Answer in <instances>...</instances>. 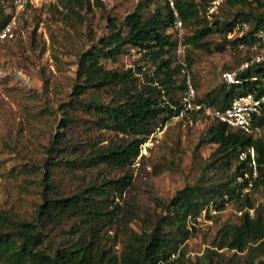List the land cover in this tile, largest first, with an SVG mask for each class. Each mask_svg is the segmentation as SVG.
I'll return each mask as SVG.
<instances>
[{
	"label": "trees",
	"instance_id": "16d2710c",
	"mask_svg": "<svg viewBox=\"0 0 264 264\" xmlns=\"http://www.w3.org/2000/svg\"><path fill=\"white\" fill-rule=\"evenodd\" d=\"M210 1L174 0L173 9L165 0L148 13L154 0H144L121 22L107 14V30L91 37L89 48L78 53L76 83L69 101L60 105L63 117L57 132H52L44 145L39 199L29 213L0 206V253L11 249L12 264H264V202L257 204L254 199V193H264V132L253 136L216 118L201 138L202 144L217 146L201 178L177 190L168 201L156 200L160 210L146 214L141 231L125 223L121 234L119 226L109 234L116 223V199L123 197L133 181L126 168L158 127L186 111L178 96L186 83L176 59L175 10L191 32L184 44L199 104L225 108L239 95L264 93V64L243 70L242 84L222 79L213 91H201L196 70L199 54L238 48L264 29V0H227L208 20ZM15 4L16 0H0V31L15 15L8 12ZM57 5L83 23L96 7L103 8L104 2L57 0ZM244 23L249 25L244 34L229 37ZM213 35H219L220 40H213ZM133 48L143 52L153 69L117 70L103 64V60H116ZM247 58H251L249 52L239 58L238 66ZM230 69L233 67H225ZM91 90L106 92L110 98L105 102L96 95L89 97ZM257 123L264 128V112ZM81 125L87 134V149L63 144L66 132ZM100 130L123 136L101 144L105 139H99ZM248 147L256 151L259 176L252 192L244 193L253 177L248 160L239 156ZM89 168L95 172L82 178L74 189L62 187L78 171ZM210 170L223 175L205 181ZM231 202L242 211L238 221L224 223L215 235L214 248L190 258L185 246L194 227L189 224L204 211L212 218L213 209L221 212ZM0 264L7 263L0 259Z\"/></svg>",
	"mask_w": 264,
	"mask_h": 264
},
{
	"label": "rangeland",
	"instance_id": "374dc122",
	"mask_svg": "<svg viewBox=\"0 0 264 264\" xmlns=\"http://www.w3.org/2000/svg\"><path fill=\"white\" fill-rule=\"evenodd\" d=\"M102 1L104 7H96L83 23L69 17L57 5V0H39L19 9L16 4L13 10L8 8V12L17 15V23L15 37L0 40V206L3 208L25 213L32 211L34 202L39 199V180L46 155L44 145L51 133L57 132L63 117L60 105L69 101L76 83L78 53L89 48L91 37L100 36L107 30V14L121 22L144 0ZM164 4L165 0H154L147 12ZM189 33L190 29L184 27V40ZM212 39L219 41L220 37L213 35ZM187 48L184 44L183 54H178L176 49L178 63L187 59ZM244 55V51L232 47L223 52L199 54L196 70L200 75L201 91H213L222 82L221 73L225 67H237L239 58ZM103 64L117 70L153 69L138 48L116 60H103ZM183 93L178 92L182 100ZM93 95L105 102L110 98L106 92L91 90L88 96ZM195 111L186 109L180 116L158 127L142 146L134 163L126 168L133 181L123 197L116 199L119 208L110 235L117 226L121 234L125 223L141 231L146 214L154 215L160 210L156 200L168 201L177 190L201 178L206 161L217 146L201 143L214 117L204 110L194 114ZM81 126L65 131L63 144H76L81 150L87 149V134L84 125ZM97 133L99 139H105L101 144L123 136L107 130ZM33 164L40 167L32 168ZM94 172L93 168L80 170L63 182L62 187L74 189L82 178H89ZM222 175L210 170L204 179L214 181ZM254 199L257 204L264 202V193H254ZM211 215L213 217L208 218L204 214L189 224L194 228L185 248L193 260L208 248H214L217 231L228 221L237 222L240 210L231 202L221 212L213 209ZM0 259L12 264L11 249L3 250Z\"/></svg>",
	"mask_w": 264,
	"mask_h": 264
},
{
	"label": "built area",
	"instance_id": "2783aa9c",
	"mask_svg": "<svg viewBox=\"0 0 264 264\" xmlns=\"http://www.w3.org/2000/svg\"><path fill=\"white\" fill-rule=\"evenodd\" d=\"M39 0H16L18 9L24 7L28 3L34 4ZM48 1V0H43ZM171 7L175 9L174 0H168ZM227 0H211L206 11L208 20L213 19V15L220 10ZM176 19L174 21V30L177 39L178 54L184 53V24L175 10ZM17 23V15L15 14L12 20L0 31V40H11L15 37V26ZM249 28L247 23L237 27V29L229 35L244 34ZM244 53H250L251 58L244 59L241 64L233 69L222 71V79L230 84H242L241 72L254 64H264V29L257 31L249 42H241L238 47ZM181 64V72L185 79L186 89L183 93V102L187 110H204L212 115V117L219 121L226 123L228 126L240 129L243 132L253 135L261 136L264 132L263 126L257 123V119L264 112V93L259 94L257 91L248 92L234 98L233 102L225 108H213L204 104H199L195 101V89L192 84V74L190 73L188 64L185 59L179 61ZM264 86V78H263ZM240 160H248V165L252 170L253 179L249 180L248 186L243 189L244 193H250L254 187V179L259 176L257 166V154L254 147H248L243 151ZM249 177V172L245 173ZM253 214L254 210H250ZM204 211L203 214H205ZM242 211H240V215Z\"/></svg>",
	"mask_w": 264,
	"mask_h": 264
}]
</instances>
